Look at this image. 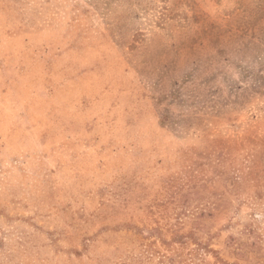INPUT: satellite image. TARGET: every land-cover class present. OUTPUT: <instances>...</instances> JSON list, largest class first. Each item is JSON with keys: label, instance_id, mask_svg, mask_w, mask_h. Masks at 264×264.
<instances>
[{"label": "rangeland", "instance_id": "374dc122", "mask_svg": "<svg viewBox=\"0 0 264 264\" xmlns=\"http://www.w3.org/2000/svg\"><path fill=\"white\" fill-rule=\"evenodd\" d=\"M0 264H264V0H0Z\"/></svg>", "mask_w": 264, "mask_h": 264}]
</instances>
